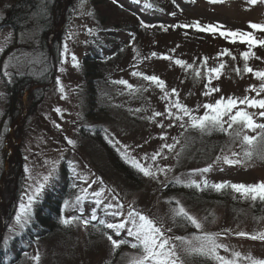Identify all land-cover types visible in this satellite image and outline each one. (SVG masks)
Returning <instances> with one entry per match:
<instances>
[{
  "label": "rangeland",
  "instance_id": "obj_1",
  "mask_svg": "<svg viewBox=\"0 0 264 264\" xmlns=\"http://www.w3.org/2000/svg\"><path fill=\"white\" fill-rule=\"evenodd\" d=\"M151 1L155 8L143 0H46L55 12L56 21L52 30L42 33L38 23L40 16H35V13L30 15L28 21H31L23 32V29L16 32L4 24L10 9L22 0H0V49H3L0 52V259L3 258L5 264L18 249L22 256L19 264H36L33 258L37 254L40 256L39 264H134L138 259V249L122 245L114 250L106 236L101 234L113 235L117 240H131L126 231L116 236L103 226L98 231L92 225L85 228L74 222L68 226L66 234L54 233L49 238L28 243L22 238L35 223V212L46 191L58 183L64 173L73 178L74 188L67 200L69 207H64L63 218H90L95 210L97 220L93 224H98L100 219L118 223L124 219L123 216L113 217L104 210V205L109 202L116 203L112 195L118 194L125 215L129 206L135 207L157 222L162 220L165 228L171 229L168 235L190 237L196 233L195 228L179 221L173 223L171 219V208L179 200L202 223L203 232L222 233L218 242L227 245L229 252L221 250V255L230 257L231 252L236 251L244 256L250 254L253 258L264 259V242L235 235L241 231L248 234L264 232V202L245 199L238 194L243 203L230 205L233 201L228 199L215 204L197 196L170 191L176 185V178L182 181L191 178L199 182L201 175L189 177L188 174L209 165H212V170L205 173L204 178L210 183H262L264 159L254 155L250 161L229 166L222 162L223 157L233 158V151L241 152L239 141L232 143L228 135L218 131L211 135H201L191 129L186 131L179 127L178 121L168 120L165 116L149 119L154 112L165 113L167 101L160 98L162 93L158 88L132 75L134 71L157 75L165 81L168 91L176 89L179 101L190 109L214 102L221 96L264 98V92L257 97L255 92L246 91L253 86L259 89L261 84L252 73L242 71L244 61L241 53L248 51L246 44H233L218 34L213 36L197 32L194 28L168 27L165 31L159 27L161 24L199 22L201 25L222 24L227 29L251 32L250 23L264 25V0H259L256 5L249 4L247 0H224L217 4L208 0ZM141 21L156 27L142 28ZM104 31L114 37L116 50L107 52V66L96 72L99 77L89 79L86 56L93 57V48L106 44L108 39H105ZM254 35L257 39H264V32L256 31ZM65 45L68 47L67 62L61 64L60 53ZM224 49L229 50L235 60L227 54L219 56ZM252 51L259 59L250 58L249 66L254 71L264 70V47L256 46ZM153 52L158 56L152 57ZM73 54L79 67H73ZM159 55H170L200 68L202 77L194 79L191 71L185 72L173 62L160 59ZM205 57L208 58V68L221 61L226 65L220 79L213 81V86L220 91L210 97L202 94L207 83L203 78L205 69L201 67ZM95 61L89 60L91 63ZM5 62L9 64L7 71L12 73L10 77L3 75ZM237 67L241 69L240 75L235 72ZM61 68L64 70L60 71ZM43 75L47 79L44 83L32 82L16 100L19 109L14 120L6 119L8 96L5 90L9 80L15 77L36 80ZM57 78L64 88L63 94L55 83ZM119 80L147 90L129 94L123 85L113 83ZM247 111L258 113L261 110ZM203 112L204 109L200 108L196 114L202 115ZM256 119L264 122V118ZM160 123L165 127L161 128ZM169 124L174 126L168 127ZM104 129L119 142L116 147L105 141ZM162 135L167 139L162 140ZM66 138L75 141V146L68 145ZM173 138L179 140L173 151L161 148L165 143L173 144ZM125 146L129 155L145 166L152 164L150 157L153 153L161 152L153 167L158 164L170 168L167 179L163 175L158 180L144 177L121 158L122 165L139 176L128 178L124 167L118 168L111 159L112 153L121 157ZM3 148L6 150L4 155ZM255 151H264V145H258ZM145 155L148 160L143 159ZM218 156L221 157L220 162L216 161ZM240 159L243 160L242 152ZM25 168L29 169L28 173ZM49 173L51 178L32 206V221L21 233L14 221L21 197L30 185L43 182ZM100 178L103 183H100ZM101 189H104V200L97 206L91 193ZM78 196L85 197L79 205L76 204ZM230 196L235 199V195ZM169 200L173 203H167ZM9 228L13 231L9 232ZM5 238L7 244L4 243ZM174 242L179 246V241ZM178 251L185 264H194L179 247Z\"/></svg>",
  "mask_w": 264,
  "mask_h": 264
},
{
  "label": "snow or ice",
  "instance_id": "obj_2",
  "mask_svg": "<svg viewBox=\"0 0 264 264\" xmlns=\"http://www.w3.org/2000/svg\"><path fill=\"white\" fill-rule=\"evenodd\" d=\"M113 2H115V0H113ZM208 2L217 4L223 3L224 0H208ZM247 2L251 5H256L259 0H247ZM172 15H175V13ZM140 26L142 28L156 27V25H150L143 21H141ZM159 27L165 31L168 27H172L174 29L194 28V30L197 32H206L212 34L213 36L218 34L220 37L233 44L237 42L246 44L248 46V51L241 53V57L244 61L242 71L244 73H252L254 78L261 81L259 89L253 86L246 91L255 92L257 97H259L260 94L264 92V70L254 71L253 68H251L248 64L250 58L255 57L259 59V57L255 56V53L252 51V49L256 46L264 47V39H257L254 35L256 31L264 32V25L250 23L249 28L253 30L251 32L242 31L239 29H227L222 24L201 25L199 22L169 26L161 24ZM2 51L3 49H0V52ZM225 54L232 56L231 52H229L227 49H224L218 55L223 56ZM151 55L152 57L158 56V54L155 52H153ZM60 56L61 64L67 62V45L64 46ZM159 58L165 61L173 62L185 72L191 71L194 79H200L202 77L200 68H194L192 64H188L186 61H183L179 58H174L170 55H159ZM232 59L235 60V57L232 56ZM207 60L208 58L205 57L201 63V67L205 69L203 78L207 80V83L205 84V91L202 94L206 97H210L214 93L220 91L218 87L213 86V81L220 79L221 75L223 74V69L226 65L223 61H221L217 64V66L208 68ZM71 61L73 62V67H79L77 57L74 54L71 55ZM8 67L9 64L5 62L3 65V75L10 77L12 73L7 71ZM63 70V68L60 69V71ZM235 72L237 75H240L241 69L237 67L235 68ZM132 75L141 77L144 81L148 82L150 86H155L158 88L162 93L160 98L167 101L165 109L166 115L162 112H154L152 117H149V119L165 116V118L168 120L178 121L179 127L185 129L186 131L191 129L200 133L201 135H211L212 132L218 131L228 135L232 143L239 141L241 152L243 153V160L240 159L241 152L233 151L231 156L234 159L224 156L222 160L224 164L229 166L250 161L254 155L258 156L260 159H264V151H255L258 145H264V122H258L256 119V117L264 118V98L257 99L255 97L249 96H244L243 98L235 96H221L214 102H206L202 105H197L196 109H190L179 101V96L176 89H171V91H168L165 81L159 78L157 75H145L136 71L132 72ZM55 83L57 86H59L58 90L63 94L64 88L61 85L60 79L57 78ZM113 83L123 85L129 90V94L147 90L146 87L134 88L133 85L129 84L125 80L114 81ZM173 97H175V99H173ZM200 108L204 109L202 115L196 114ZM173 109H175V111H173ZM247 109H260L261 111L256 113L249 112ZM56 111L59 112L60 109H56ZM136 111H141V109H136ZM159 126L161 128L165 127L163 123H160ZM172 126L174 125H168V127ZM57 127H59V125H57ZM103 131L105 141L111 146L116 147L119 142L116 141L114 137L109 135L107 129H104ZM249 132L256 133V135H249ZM160 138L162 140H166L167 136L162 135ZM173 139V144L165 143L161 146V148H166L169 152L173 151L175 144L179 143V140L176 138ZM67 144L74 147L75 141L72 139H67ZM160 157L161 152L153 153L150 157L152 164L145 166L135 157H131L129 155L127 152V146H125L121 155V158L124 160V162L138 173L142 174L144 177L157 180L161 175L167 179V173L171 171L170 168L160 167L158 164L155 168L153 167V164H155ZM143 159L148 160L149 157L145 155ZM216 161L220 162L221 157H216ZM53 170L55 169L53 168ZM211 170L212 165L201 169H194L188 174V176L192 177L197 174L201 175L202 179L199 182L191 178L186 181L176 178L175 184L185 188L195 189L197 191L210 189L216 192H222L225 189H231L232 192L240 194L245 199H250L252 201L259 200L264 202V182L252 185L235 184L226 181L210 183L206 178H204V174L210 172ZM25 172L28 173L29 169L25 168ZM50 178L51 173L43 178V182H37L35 185H30L29 189L26 190L24 195L21 197L20 203L18 204L14 214L15 225L18 226L21 233L31 223L33 217L32 206L36 202L37 197L43 191L45 184ZM100 183H103L102 178H100ZM161 183L164 187H167L166 184L163 182ZM109 192H114V190H109ZM91 195L95 197L94 203L97 206L103 203L104 189L93 192ZM84 199V196H78L76 199V204L79 205L83 203ZM112 200H115L116 203L113 204L109 202L108 204L104 205V210L106 214L112 215L113 217L123 216L124 219L118 223H107L105 220L100 219L98 224H93V221L97 220L95 210H93L90 218H81L77 216H73L71 218H61L60 224L62 226H70L75 222L79 225H83L85 228H87L89 225H92L93 227H96L98 231L100 230V226H103L104 228L112 230L116 236H120L121 232L126 231L127 237L131 238V240L124 238L117 240L113 239V235L104 232L101 234L106 236L114 250L120 248L122 245H129L132 249H138L140 255L138 259L135 260L134 264H185V260L180 255L178 247L182 250L186 257L200 259L201 264H264V259L253 258L250 254L244 256L240 252L236 251L231 252L230 257L221 255V250H223L225 253L229 252L227 245L218 242L222 233L203 232L202 223L195 216L191 215L179 200H176L175 207L171 208V219L173 223L179 221L185 226H191L195 228L197 230L196 233H193L190 237L168 235V233L171 232V229L165 228L162 220L157 222L135 207L129 206L127 214L125 215L124 205L120 202L118 194H113ZM167 203L172 204L173 201L169 200ZM65 207H69L67 201H65ZM8 231L12 232L13 229L9 228ZM228 231L229 230H225V232ZM235 235L238 237H245L253 241L264 242V232L248 234L241 231L235 233ZM174 241H179V246ZM4 243L7 244V238L4 239ZM33 259L35 260L36 264H39L40 256L38 254Z\"/></svg>",
  "mask_w": 264,
  "mask_h": 264
},
{
  "label": "trees",
  "instance_id": "obj_3",
  "mask_svg": "<svg viewBox=\"0 0 264 264\" xmlns=\"http://www.w3.org/2000/svg\"><path fill=\"white\" fill-rule=\"evenodd\" d=\"M46 0H22V2L18 3L16 7H13L10 9L8 15L6 16V20L4 24L9 25L12 27L16 32L24 31L25 28H27L28 24L31 20L28 21L30 18V15L35 13L36 15H39L40 19L38 20L39 26L42 27V33L44 31H50L55 27V12H53L46 2ZM147 3V5L155 8L151 0H143ZM57 3V2H56ZM130 7V6H128ZM56 9V8H55ZM54 14L52 17L51 15ZM45 14V15H44ZM51 14V15H50ZM169 14V13H168ZM171 14V13H170ZM51 16V17H50ZM104 34H106L105 39H108L107 42L110 44H103L98 46L97 48H93L92 52L95 54L93 57L86 56L85 60V66L87 69V76L89 79L99 77L96 73L98 70L100 71L101 68H104L107 66V52L111 53L113 50L115 52L116 49H114L116 46V43L112 40L114 37L110 33L104 31ZM90 59H96L95 63L89 62ZM40 79H30L27 77H15L10 79L7 83V89L6 94L8 96V106L6 108V119H10V121H13L15 118V114L18 112V101L21 95L23 94V90L31 85L32 82H39L44 83L47 79L46 76ZM101 77V76H100ZM48 78V77H47ZM5 149H2V155L5 154ZM4 153V154H3ZM111 154V153H110ZM111 159L113 160V163L118 168L125 169L124 172H126V176L128 178L134 177L138 178L139 176L136 175V173L132 172L128 167H125L122 165V159L120 156L112 153ZM65 171V170H64ZM74 188L73 185V178L71 176H67L66 173L60 176V180L58 183H56L51 189H48L45 193L44 200L42 201L41 205L38 206L36 212H35V223H33L28 230H26L24 240L26 242H32V241H39L41 239L49 238L54 233L59 234H66L68 233V226H62L60 224V219L62 217V213L64 210L65 201L70 198V194L72 193V189ZM187 190L183 189L182 186L172 187L170 191H174L175 193H182L186 194L187 196H197L199 198H203L204 200L212 203L220 204L222 202H226V200L230 199L231 202L230 205H236V202L243 203V199L239 198L238 193L232 192L231 189H225L222 192H216L213 190H204V191H197L195 189H189ZM185 190V191H182ZM198 192V193H197ZM231 194L235 195V199H231ZM239 204V203H238ZM258 208V206H256ZM35 232V235L33 234ZM21 251L18 249L15 251V253L12 256V259L9 260L8 264H19L21 259ZM1 258L0 264H5L4 261ZM192 262L194 264H201L200 259H192Z\"/></svg>",
  "mask_w": 264,
  "mask_h": 264
},
{
  "label": "water",
  "instance_id": "obj_4",
  "mask_svg": "<svg viewBox=\"0 0 264 264\" xmlns=\"http://www.w3.org/2000/svg\"><path fill=\"white\" fill-rule=\"evenodd\" d=\"M0 195H1V192H0Z\"/></svg>",
  "mask_w": 264,
  "mask_h": 264
}]
</instances>
